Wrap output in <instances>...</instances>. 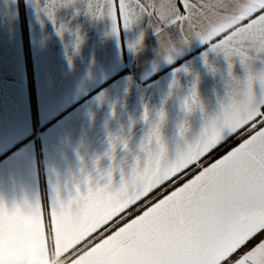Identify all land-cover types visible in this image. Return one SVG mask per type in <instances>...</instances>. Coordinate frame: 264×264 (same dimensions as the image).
<instances>
[{"label":"crops","instance_id":"crops-1","mask_svg":"<svg viewBox=\"0 0 264 264\" xmlns=\"http://www.w3.org/2000/svg\"><path fill=\"white\" fill-rule=\"evenodd\" d=\"M48 6L0 0V202L10 211H28L38 198L47 209L57 188L68 202L89 178L93 187L106 184L109 171L118 188L137 160L146 165L142 145L156 126L175 159L232 96L243 98L236 93L250 73H264V54L248 68L232 57L230 75L223 53L194 40L169 62L147 21L114 34L110 17L89 12V0L57 6L52 16ZM194 88L199 104L189 113ZM254 91L264 95L258 79ZM64 251L43 227L0 221V264H70Z\"/></svg>","mask_w":264,"mask_h":264},{"label":"snow or ice","instance_id":"snow-or-ice-1","mask_svg":"<svg viewBox=\"0 0 264 264\" xmlns=\"http://www.w3.org/2000/svg\"><path fill=\"white\" fill-rule=\"evenodd\" d=\"M66 3L74 0H49L48 14ZM89 12L110 17L114 34L147 21L169 62L177 45L194 40L223 53L230 75L232 57L248 68L264 54V0H89ZM257 79L264 88V73H250L236 93L243 98L232 96L175 159L156 126L142 145L146 165L137 160L118 188L109 171L106 184L93 187L89 178L87 191L77 186L68 202L57 188L47 209L39 198L28 211L0 202V221L43 227L70 264H264V95L254 91ZM198 104L194 88L185 110ZM230 139L237 144L208 159Z\"/></svg>","mask_w":264,"mask_h":264},{"label":"trees","instance_id":"trees-1","mask_svg":"<svg viewBox=\"0 0 264 264\" xmlns=\"http://www.w3.org/2000/svg\"><path fill=\"white\" fill-rule=\"evenodd\" d=\"M237 144V140L236 139H230L228 141V143L226 145H224V147L220 148L218 151L214 152L213 155L211 157H209V160H213L219 156H221L228 148H230L233 145ZM153 200L156 199L155 196L152 197ZM136 211H139V209H137ZM135 213H131V215H134ZM130 215V216H131Z\"/></svg>","mask_w":264,"mask_h":264},{"label":"clouds","instance_id":"clouds-1","mask_svg":"<svg viewBox=\"0 0 264 264\" xmlns=\"http://www.w3.org/2000/svg\"><path fill=\"white\" fill-rule=\"evenodd\" d=\"M178 50H179L178 47H176V51H178ZM165 51L168 52L166 49H165ZM176 51H174V52H176ZM61 264H62V261H61Z\"/></svg>","mask_w":264,"mask_h":264}]
</instances>
